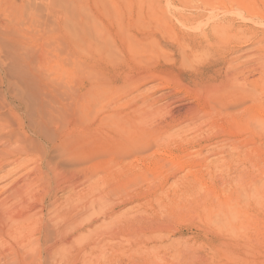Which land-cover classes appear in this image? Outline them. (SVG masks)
I'll list each match as a JSON object with an SVG mask.
<instances>
[{
  "label": "bare ground",
  "instance_id": "1",
  "mask_svg": "<svg viewBox=\"0 0 264 264\" xmlns=\"http://www.w3.org/2000/svg\"><path fill=\"white\" fill-rule=\"evenodd\" d=\"M82 7L83 0H0V110L5 108L15 119L11 124L0 116V264H37L39 249L48 253L41 260L44 264H63L71 252L84 254L79 248L88 229L90 235L100 233L101 228L114 231V224L102 227L98 223L107 225L122 206L130 203L120 202L116 208L103 206L114 195V187L130 186L135 181L157 186L173 179L175 187L180 189L182 185L183 192L175 191L173 198L162 190L164 194L160 191L153 195L165 213L184 208L199 210L203 206L207 217L214 213L220 221L230 220L235 213L236 202L230 198L214 209L206 204L211 200L207 192L211 189L206 188L201 174L198 178L192 173L194 180H186L188 170L196 164L190 161L193 157L187 160L188 156L159 150L167 140L180 134L185 135L182 138H187L188 144L199 142L205 130L209 132L208 140L216 139L218 134L212 133L215 128L211 125L220 118L240 122L243 129L239 127L231 135L247 132L250 138L258 136L256 127L264 122V82L260 83L264 59L259 55L264 52V27L239 25L231 39L239 45L251 34L257 41L259 46L247 63L260 62V80L246 77V70L240 68L243 63L234 64L235 59L229 55L233 53L231 47H222L211 39L204 44L209 33L183 32L176 36L172 47L178 52L180 63L190 67L186 72L177 78L160 76L162 84L153 87L152 92L129 98L144 85L146 73L142 72L133 77L131 87L119 89L101 110L100 103L109 94L106 87L120 80L122 66L85 63L95 43L87 42ZM191 13L188 15L195 19L204 14L193 9ZM229 13L225 8L211 15L213 37L226 34L227 25L234 26ZM208 52L212 58L206 63L203 57ZM177 61L176 58L173 62ZM71 73L77 75L72 78ZM240 78L242 84H238ZM186 80L197 87L194 105L184 103L181 89L175 88ZM169 107L180 109L178 115ZM179 116L182 119L177 121ZM87 142L92 147L86 146ZM242 144V148L248 147L247 142ZM232 145L220 148H233ZM234 148L241 150L238 144ZM152 156L158 158L150 164ZM233 156L229 153L221 159L228 162L227 158L231 160ZM218 159L210 164L203 161L201 166L209 168ZM89 164L98 172L89 181L60 180L66 174L84 171ZM182 172L185 175L178 177ZM258 185L248 183L237 191H243L254 202L264 203L260 201L264 196ZM200 188H204L203 198ZM59 192H66V196L61 199ZM120 216L125 218L129 232L137 230L135 226H146L143 213L130 216L123 212Z\"/></svg>",
  "mask_w": 264,
  "mask_h": 264
},
{
  "label": "rangeland",
  "instance_id": "2",
  "mask_svg": "<svg viewBox=\"0 0 264 264\" xmlns=\"http://www.w3.org/2000/svg\"><path fill=\"white\" fill-rule=\"evenodd\" d=\"M152 3L155 4L154 8L150 7ZM82 8L87 42L92 40L95 43V46L91 47V54L86 56L85 63L98 62L108 65L121 64L122 66L123 75L120 80L115 82L114 86L108 85L106 87L109 94L107 98L102 99L104 103H100L101 110H105L104 108L107 107L111 99H114L115 93L119 89L125 86L131 87L130 84L135 81L133 77L136 78V75L142 72L146 73L144 85H141L138 91L130 95L129 98L135 94L152 92L153 87L160 85V76L164 77L163 79H166L165 77L177 78L179 73L186 72L190 67L180 63L178 52L172 47L176 36L183 32L184 34L196 35L209 33L210 36L204 37V44L211 39L218 41L222 47H231L230 50L233 53L229 55L235 59L234 64L243 63L240 68L246 70V77H255L260 80V62L247 63L251 53L255 52L256 47L259 46L257 41H253L254 38L251 34L247 35L246 39L244 38L239 45V42L234 44L231 39L239 25L264 27V0H83ZM225 8L229 10V16L234 21V26L227 25L226 34L220 35L219 38L216 35L213 37V31L210 29L213 25L211 15ZM192 9L204 12V14L196 19L192 18L190 16ZM189 13L191 14L188 15ZM187 15L189 18L186 19ZM207 49L211 51L210 48ZM209 53L203 57L207 61L206 63L212 58ZM260 53L259 55H262L264 59V52L260 51ZM176 58L178 61L173 62ZM76 75V73H71L72 78ZM154 75L158 77L154 79ZM263 78L260 83L264 82ZM188 82L186 80L183 84H181L182 82L177 83L175 88L181 89L182 96L185 98L184 103L194 105V94L197 87L192 83L188 84ZM242 83V78H240L238 84ZM249 87L251 86L249 85ZM113 93L114 95H112ZM124 100H128V98ZM172 108L169 107L168 110L174 111L175 115H178L180 109ZM261 109L264 111V102ZM0 116L11 124L15 121L5 108L0 110ZM165 118L169 119V116L166 115ZM181 119L182 116H179L177 121ZM223 119H216V122L214 121L211 125L212 128L213 126L215 128H213L212 133L218 134L216 139L208 140L209 132L205 130L207 136L204 134L201 137L202 140L199 138V142H196L197 144L194 141L188 144L187 138H182L185 135L180 134L173 137V140H167L168 142L164 143L165 145L161 147L159 153L170 151L181 157L188 156L185 158L187 160L193 157L190 161L192 160L196 164L191 171L188 170L186 180L190 181L191 179L193 181L196 176L205 178L206 188L211 189L206 190L210 194L209 198H211V200H207L206 204H210L212 209L227 198L233 200V203L236 202L234 203L233 218L228 221H220L214 216V213L213 216L207 217V212L205 213L203 206L200 207L204 212L200 208L199 210L190 209L193 210L192 212L187 209L186 211L185 208L183 211L173 213L162 212L153 195L158 194V192L160 194L162 190L164 193L168 192V196L173 198L175 191L183 192L182 185H179V187L181 186L180 189L176 185L177 189L173 179H170L171 181H168L167 184L162 181L157 186L155 184L151 186L148 184L149 182L139 184L138 181H135L130 186L114 187V195H111V199H107L103 205L106 207L114 205L116 208L122 202L130 201V203L122 206L121 212L118 211L114 219L109 221L107 225L98 223L102 227H110L114 224L112 227L114 231L110 232L108 228L100 227L103 229L99 228L100 233L90 235L88 229L84 244L79 248L85 253L78 255L71 252L63 264H264V203L254 202L243 191L239 193L240 189H237L241 185L257 183L261 187V196H264V122L256 127L258 136L250 138L247 132L241 135H231V132L236 131L241 126L240 122ZM235 123L236 125H234ZM217 126L220 130L217 129ZM240 129L243 128L240 127ZM237 140L238 143H236ZM243 142L248 143L247 148L241 147ZM87 144L92 147L89 145L91 143L87 142L86 146ZM224 144H233V148L229 147V150L220 148ZM236 144L240 146L241 150L234 148ZM217 146H219V150ZM230 148L231 150L235 149V151L231 152ZM234 152L237 154L235 155ZM229 153L234 155L231 158L232 161L229 158H227L228 162L223 161ZM221 157L224 158L221 159ZM155 158L158 157H149L148 162L150 161V164L155 162ZM216 158H220L218 159L219 162L213 163L214 165L211 164L212 168L201 166L203 161L210 164V161L214 162ZM108 159L110 158L108 157ZM165 169L167 170V168ZM189 172L196 176L190 175ZM166 174L168 175V173ZM97 175L98 172L90 169L89 164L84 171L66 174L60 180L65 183L76 179L89 181ZM180 175L183 177L185 173L182 172L178 177ZM2 184H5V181ZM200 189L201 195H199L203 198L204 188ZM162 191L161 193L164 194ZM127 194H129L128 197H126ZM59 196L62 199L66 196V192H59ZM214 196L217 199L213 198ZM260 201L264 200L261 198ZM123 212H128L130 216L143 213L146 226H135L138 229L129 232L125 218L120 216V213ZM39 253L41 255H38L37 264H42V258L44 261L48 253L45 249H39Z\"/></svg>",
  "mask_w": 264,
  "mask_h": 264
}]
</instances>
